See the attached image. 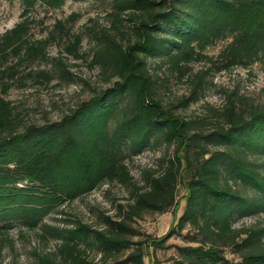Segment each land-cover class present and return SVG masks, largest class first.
<instances>
[{"label":"trees","instance_id":"obj_1","mask_svg":"<svg viewBox=\"0 0 264 264\" xmlns=\"http://www.w3.org/2000/svg\"><path fill=\"white\" fill-rule=\"evenodd\" d=\"M65 1L21 0V19L0 34L2 92L28 80H71L62 57L32 67L52 44L82 57L76 14L57 19L41 38L31 33L36 5L56 9ZM111 2L109 25L89 29L97 81L88 95L58 119L24 121L0 91V256L14 247L16 228L55 240L51 250L34 249L32 264H145L151 248L171 247L172 264H264V222L235 226L264 213V103L231 93L221 107L204 105V114L182 112L199 101L212 68L258 63L264 72V0ZM217 42L225 43L219 53L206 55ZM157 59L191 83L188 95H161ZM200 61L211 69L194 72ZM147 148L162 152L137 180L127 160ZM114 183L128 193L114 215L99 216L96 225L47 221L62 205ZM167 211L173 220L162 236L132 224ZM173 235L185 244H167Z\"/></svg>","mask_w":264,"mask_h":264},{"label":"rangeland","instance_id":"obj_2","mask_svg":"<svg viewBox=\"0 0 264 264\" xmlns=\"http://www.w3.org/2000/svg\"><path fill=\"white\" fill-rule=\"evenodd\" d=\"M112 9L111 0H66L65 3L56 9L48 8L41 4L36 5L32 11L35 22L32 25L31 33L35 38L44 36V32L51 27L57 19H66L71 14H76L74 30L83 34L82 57L73 59L67 54H61L59 47L52 44L46 47L47 57L45 60H37L32 66L35 69L50 67L58 57L71 73V80L59 82L57 78L49 84L28 80L24 84L14 83L2 92V96L10 100L20 113L24 121L55 120L74 105L80 98L91 92V88L97 81V70L91 64V50L94 42L91 39L90 27L99 30L109 25V13ZM21 0H0V34L12 28L21 19ZM224 42H217L206 49L205 54L215 57ZM152 60V59H150ZM154 72L160 77L161 95L169 100H176L182 95H188L192 87L186 78H178L176 74H170L166 65L155 60ZM194 72L211 69L208 61L196 62L192 65ZM26 71L27 67L22 66ZM207 85L200 99L192 103L182 112L187 116L204 114V105L210 104L214 107L224 105L227 96L231 93L237 96L243 95L253 103H264V72L261 65L256 63L250 67H234L229 70L216 71L214 68L208 70L206 77ZM157 148L143 149L128 158V165L132 174L137 180L140 179L143 169L153 168L161 155ZM128 193L121 185L104 184L91 193L73 203L61 206V212L48 216L49 223L58 225L69 221L81 220L85 223L94 224L100 222L99 216L114 215L120 203L126 202ZM180 211L184 205V190L179 189ZM173 214L171 211L164 213H147L143 219L132 222L133 226L144 233L152 236H162L171 228ZM264 222V213L254 216L240 218L235 226H252ZM14 240L13 248H6L0 256V264H32L34 249L48 251L53 249L55 240L42 241L36 232L25 231L17 233L14 228L11 231ZM134 239H139L135 237ZM167 244L184 245L185 241L178 235H173ZM175 254V248L150 249L146 254L145 264H172L171 259ZM230 256V254H228ZM91 256H94L91 253Z\"/></svg>","mask_w":264,"mask_h":264}]
</instances>
